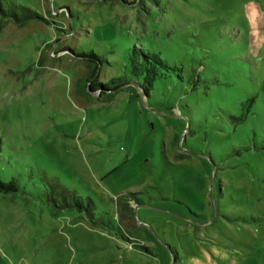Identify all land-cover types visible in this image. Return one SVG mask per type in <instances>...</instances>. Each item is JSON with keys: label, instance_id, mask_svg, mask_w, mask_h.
Listing matches in <instances>:
<instances>
[{"label": "rangeland", "instance_id": "1", "mask_svg": "<svg viewBox=\"0 0 264 264\" xmlns=\"http://www.w3.org/2000/svg\"><path fill=\"white\" fill-rule=\"evenodd\" d=\"M128 1L0 0V264H264V0ZM64 45L171 69L87 100Z\"/></svg>", "mask_w": 264, "mask_h": 264}, {"label": "trees", "instance_id": "2", "mask_svg": "<svg viewBox=\"0 0 264 264\" xmlns=\"http://www.w3.org/2000/svg\"><path fill=\"white\" fill-rule=\"evenodd\" d=\"M123 1L125 3L129 2L128 0ZM139 1L143 2L144 0H134V2ZM134 2L130 1V3ZM0 7L2 8L1 3ZM1 12L4 13V15L12 18L15 22L26 20L31 17L36 18L39 16L36 12H33L30 9H23L21 15L16 12H10L3 8L1 9ZM63 48L72 55L76 56L77 58H81L86 62V72H84L76 81V91L78 96L86 98L87 100L92 98V95L89 93L88 89H91L92 91L100 90L101 94L98 96L99 99H110L115 95V93L133 81H136L140 84V88H137L138 95L149 97L151 95L154 83L160 76L163 75L162 69H171L169 63L166 62L159 54L145 50L141 47L134 46L129 53V58L131 73L135 79L130 80L127 75H120L112 77L110 80L103 82L99 79V65L104 62L103 56L97 54L93 50H79L78 48L71 47L70 45H64ZM248 100L253 101V99ZM19 188V182L16 177H12L8 181H5L0 177V192H16L19 190ZM134 198L135 197H133V199ZM133 199L130 198V200ZM134 200L137 204H139L138 198H135Z\"/></svg>", "mask_w": 264, "mask_h": 264}, {"label": "water", "instance_id": "3", "mask_svg": "<svg viewBox=\"0 0 264 264\" xmlns=\"http://www.w3.org/2000/svg\"><path fill=\"white\" fill-rule=\"evenodd\" d=\"M131 84H133L136 88H140V84L138 83V82H131ZM88 91H89V93L91 94V95H93V96H96V97H98V96H100V94H101V91L100 90H96V91H92L91 89H88ZM141 98H142V101H143V103L144 104H146V102H145V96L144 95H141ZM140 205H136V207L138 208Z\"/></svg>", "mask_w": 264, "mask_h": 264}]
</instances>
